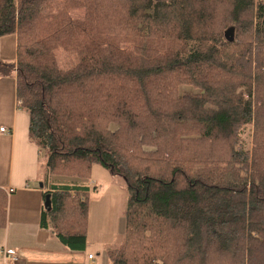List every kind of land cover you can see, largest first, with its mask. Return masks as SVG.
I'll return each instance as SVG.
<instances>
[{"label":"trees","instance_id":"16d2710c","mask_svg":"<svg viewBox=\"0 0 264 264\" xmlns=\"http://www.w3.org/2000/svg\"><path fill=\"white\" fill-rule=\"evenodd\" d=\"M12 34L0 77L30 115L56 241L88 251L101 165L128 189L110 264H264V0H0ZM60 49L78 62L62 69ZM8 205L0 189V228Z\"/></svg>","mask_w":264,"mask_h":264},{"label":"crops","instance_id":"0c3cea01","mask_svg":"<svg viewBox=\"0 0 264 264\" xmlns=\"http://www.w3.org/2000/svg\"><path fill=\"white\" fill-rule=\"evenodd\" d=\"M18 37L0 38V60L16 63ZM15 74L0 77V189L9 198L6 226L0 228V246L14 250L19 262L10 264H98L100 253L70 251L41 227L44 194L42 154L30 141V115L19 103ZM12 191L8 194V192ZM88 244V249H90ZM94 255V260L89 259ZM105 264H110L108 259Z\"/></svg>","mask_w":264,"mask_h":264},{"label":"rangeland","instance_id":"374dc122","mask_svg":"<svg viewBox=\"0 0 264 264\" xmlns=\"http://www.w3.org/2000/svg\"><path fill=\"white\" fill-rule=\"evenodd\" d=\"M71 17L74 20H81L84 18V13L77 11L72 13ZM123 48L128 51L133 46L125 45ZM56 57L62 69H69L78 62V58L73 53L62 49L56 51ZM183 88L186 91L181 93L196 92L192 87ZM40 168V173L45 176L47 172L45 161ZM88 184L90 186L87 195L90 206L87 228L88 244H90L88 250L93 251L95 256L100 253L97 257L98 264H105L107 251L124 245L128 189L124 178L113 176L101 165L93 167Z\"/></svg>","mask_w":264,"mask_h":264},{"label":"built area","instance_id":"2783aa9c","mask_svg":"<svg viewBox=\"0 0 264 264\" xmlns=\"http://www.w3.org/2000/svg\"><path fill=\"white\" fill-rule=\"evenodd\" d=\"M18 104L21 106L22 101H19ZM0 131L8 132L6 128H1ZM11 192L12 191L8 192V194ZM89 258L93 259V256L90 255ZM19 260H20L19 255L14 250L0 246V261H2L3 264L17 263L19 262Z\"/></svg>","mask_w":264,"mask_h":264},{"label":"water","instance_id":"95a60500","mask_svg":"<svg viewBox=\"0 0 264 264\" xmlns=\"http://www.w3.org/2000/svg\"><path fill=\"white\" fill-rule=\"evenodd\" d=\"M225 37L227 39V41L229 42H234L235 41V29L234 28H230L225 32ZM43 183L40 184V187L43 188ZM51 206V194H47L45 196V202H44V208L45 209H50Z\"/></svg>","mask_w":264,"mask_h":264}]
</instances>
